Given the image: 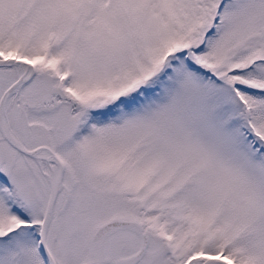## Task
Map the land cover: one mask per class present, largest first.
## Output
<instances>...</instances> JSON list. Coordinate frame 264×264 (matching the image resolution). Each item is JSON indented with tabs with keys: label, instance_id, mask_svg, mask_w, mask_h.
Wrapping results in <instances>:
<instances>
[{
	"label": "snow or ice",
	"instance_id": "1",
	"mask_svg": "<svg viewBox=\"0 0 264 264\" xmlns=\"http://www.w3.org/2000/svg\"><path fill=\"white\" fill-rule=\"evenodd\" d=\"M0 264H264V0H0Z\"/></svg>",
	"mask_w": 264,
	"mask_h": 264
}]
</instances>
